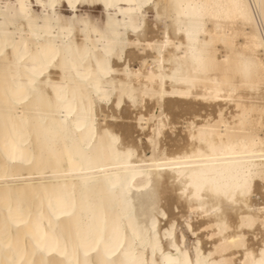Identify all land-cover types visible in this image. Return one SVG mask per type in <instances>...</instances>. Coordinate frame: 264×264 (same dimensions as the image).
Segmentation results:
<instances>
[{"label":"bare ground","instance_id":"1","mask_svg":"<svg viewBox=\"0 0 264 264\" xmlns=\"http://www.w3.org/2000/svg\"><path fill=\"white\" fill-rule=\"evenodd\" d=\"M0 264H264V0H0Z\"/></svg>","mask_w":264,"mask_h":264},{"label":"rangeland","instance_id":"2","mask_svg":"<svg viewBox=\"0 0 264 264\" xmlns=\"http://www.w3.org/2000/svg\"><path fill=\"white\" fill-rule=\"evenodd\" d=\"M31 8H32V13H37L38 11H39V6L36 4V3H32L31 4ZM56 12L58 13V15L59 16H61L62 18H66V17H72V18H76L77 16H79V15H83V14H87V15H89L91 18H94V19H96L97 21H98V19H99V21L101 22L102 20H103V18H104V16H105V14H104V12L102 11V9L100 8V6H98V4H88V3H83V4H80L76 9H71L70 7H68V5L64 2V1H62L60 4H58L57 6H56ZM147 20L148 21H152V13H148V15H147ZM73 36H74V39L76 40V41H80L81 40V38L79 37V35L77 34V32L75 31L74 32V34H73ZM134 50H135V52H137V54H139L140 56H143V57H145V59L146 60H151V56L153 55V53L152 52H149V51H147L146 53H143V52H139V51H137L135 48H133ZM142 60H136V61H127V63H128V65L130 66V69H137L138 67H139V64H140V62H141ZM125 106V108L127 109V106L126 105H124ZM133 109H127L126 110V116L128 117L127 119H129V120H131V121H128L127 119V121H125V122H127V123H129V122H131V123H134V122H132V121H134L133 120V118H135V112H134V110L132 111ZM216 110H217V108H216ZM108 111V109L106 110V112ZM108 112H111V111H108ZM134 114H133V113ZM129 115H130V117H129ZM121 122V121H120ZM179 127H180V125H178ZM177 126V127H178ZM178 127V128H179ZM137 131H139V129L137 128V129H135L134 130V135L133 136H136V137H134V138H138L137 140H138V142L140 141V139L142 140V141H146V139H145V137H143L144 135H142L143 134V132H137ZM176 133H178V131H176ZM169 134H171V132H169ZM182 135H183V133H181ZM140 136H142V137H140ZM171 137L172 138H175L176 136L175 135H172L171 134ZM167 142H168V140H167ZM148 152V151H147ZM202 231V230H201ZM200 231V232H201ZM204 231V230H203ZM199 232V231H198ZM197 232V234H199L200 235V232L198 233Z\"/></svg>","mask_w":264,"mask_h":264}]
</instances>
